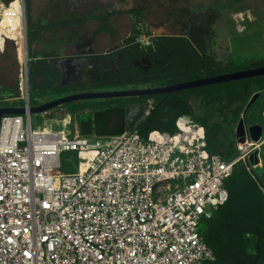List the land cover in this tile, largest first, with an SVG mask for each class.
<instances>
[{
	"label": "built area",
	"instance_id": "1",
	"mask_svg": "<svg viewBox=\"0 0 264 264\" xmlns=\"http://www.w3.org/2000/svg\"><path fill=\"white\" fill-rule=\"evenodd\" d=\"M151 41L147 34L137 40L141 47ZM24 93V114L0 116V264L214 260L199 226L226 202L234 165L256 160L261 139L246 131L236 157L209 156L191 114L178 118L174 133L153 131L147 139L135 126L85 137L70 113L33 125ZM66 152L78 154L74 173L62 171Z\"/></svg>",
	"mask_w": 264,
	"mask_h": 264
},
{
	"label": "trees",
	"instance_id": "2",
	"mask_svg": "<svg viewBox=\"0 0 264 264\" xmlns=\"http://www.w3.org/2000/svg\"><path fill=\"white\" fill-rule=\"evenodd\" d=\"M1 1L8 8L15 2ZM50 3L54 5L53 15L35 19L32 0H25L30 107L47 103L57 96L97 92L106 87L135 88L142 85L139 88H152L264 66V55L251 59L236 56L226 62L217 61L203 50L205 41L202 35L210 33V27L204 25L197 26L196 31L188 36H153L140 25V12L136 11L132 30L123 43L126 44L127 57H149L152 68L146 71L130 66L126 71L109 75L97 70L83 83L62 85L60 70L52 63L61 57L58 48L73 43L92 17L69 15L66 0L57 3L50 0ZM13 13L16 12H9ZM110 16L103 14L96 18L103 20L102 29L112 32L108 25ZM2 25L4 23L0 20V29ZM7 29L15 34L11 27ZM63 31L69 33L67 39L58 38ZM142 34L152 36L151 46H140L137 40ZM19 41L22 43V37ZM24 67V64L18 66L17 76L14 72L4 73V78L9 76V81L14 83L9 88H0L6 92V97L0 99V108L24 107V98L9 104L11 97L7 96L20 97L24 92ZM256 94H259L258 98L249 105ZM149 102H152L149 114L135 126L141 137L147 139L153 131L174 133L178 128V118L191 114L202 126L208 155H219L225 160L238 155L236 128L241 119L246 126L261 125L264 130V75L152 96L82 100L53 110L60 107L59 110L70 113L80 134L85 137L117 135L128 130L125 119L128 110L137 105L147 106ZM46 117L53 116L32 114L33 125H41ZM100 118L104 123L98 122ZM107 122L110 123L105 130L103 126L106 127ZM77 160L75 152L62 154V171L74 173L73 164ZM260 171V168H252L247 160L234 165L232 175L224 182L228 192L226 202L218 206L211 218L203 219L199 226L201 236L214 254V260L204 264H264V173Z\"/></svg>",
	"mask_w": 264,
	"mask_h": 264
},
{
	"label": "flooded vegetation",
	"instance_id": "3",
	"mask_svg": "<svg viewBox=\"0 0 264 264\" xmlns=\"http://www.w3.org/2000/svg\"><path fill=\"white\" fill-rule=\"evenodd\" d=\"M56 3L59 0H53ZM114 1V2H112ZM185 1L183 5H180ZM221 0H66V8L69 15H83L92 17L89 22H94L101 25L99 32L111 36H118L117 43L103 46V54L91 55L89 57L75 58L74 44L68 43L58 48L59 59L57 60L60 65L61 73L60 83L63 85L79 84L87 81L95 75L98 70L104 75L126 71L130 66L138 67L148 71L152 68V60L149 57H127L126 44L123 43L124 39L129 36L133 27V18L135 12H140V25L148 30L153 36L171 35L166 31L155 30L154 24L160 23L163 26L171 27L173 25L181 26L182 33L178 35L188 36L196 31L197 26L204 25L210 27V33L202 35L205 41L204 51L212 55L217 61H220L218 52L219 45L218 33L216 26L219 24L220 19L225 18V13L222 11L220 5ZM116 3V4H115ZM182 9V12L177 8ZM85 12L84 13V11ZM84 13V14H82ZM110 14L108 25L111 26L112 32L102 29L104 22L96 17ZM94 17V18H93ZM130 18L131 27L127 25L117 26L115 20H123L122 18ZM88 22V23H89ZM114 30V31H113ZM129 31V32H127ZM67 36H69V33ZM113 33V34H112ZM124 33H127L124 36ZM64 34V33H62ZM86 36L87 33L82 30L81 34L75 41ZM197 33L196 37H198ZM95 36V35H93ZM152 39V36L149 35ZM59 38V37H58ZM68 38V37H67ZM153 41V40H152ZM151 41V46L153 42ZM77 64L82 70V75L78 73Z\"/></svg>",
	"mask_w": 264,
	"mask_h": 264
},
{
	"label": "rangeland",
	"instance_id": "4",
	"mask_svg": "<svg viewBox=\"0 0 264 264\" xmlns=\"http://www.w3.org/2000/svg\"><path fill=\"white\" fill-rule=\"evenodd\" d=\"M41 0H32L34 7V17L38 19L39 11L37 4ZM185 1H182L180 5H183ZM221 10L228 11L225 13V18L219 20V24L216 26L218 33V52L220 61L226 62L236 56H243L249 59L260 57L264 55V0H221ZM37 8V9H35ZM14 10L13 14H9L10 11ZM178 11L182 12V9L177 8ZM87 12L86 9L84 13ZM82 13V14H84ZM69 14V13H68ZM0 20L4 23L0 29V88H9L13 81H9L10 77L4 78V73L14 72L17 76L18 66L25 63L23 55V46L20 43L19 38L22 37L23 33V20L22 18V3L21 0H15L12 8H8L4 2L0 0ZM7 27H11L15 30V34H11ZM166 31L169 34L178 35L182 33L183 28L181 26L173 25L171 27L163 26L160 23L154 24V29ZM62 33H65L64 31ZM141 86H114L106 87L98 92L105 91H121L129 89H141ZM6 92L0 89V99L5 96ZM72 95V94H70ZM11 97L9 104L23 99L25 93L23 92L20 97L10 94ZM68 96V95H67ZM61 98L60 96L54 97L53 100ZM52 101V100H51ZM12 107V106H6ZM60 109V107H59ZM53 110L52 114L60 117L64 110ZM264 117V112H263ZM103 118L98 119L101 122ZM245 124V123H244ZM246 126V125H245ZM248 127V126H247ZM58 127L57 129H60ZM95 137H105L106 135H93ZM261 145L256 150V160L253 161V157L249 162L252 168H260L261 173H264V131L261 138ZM252 152V150H251ZM257 163V164H255ZM255 165V166H254ZM260 173V174H261Z\"/></svg>",
	"mask_w": 264,
	"mask_h": 264
},
{
	"label": "water",
	"instance_id": "5",
	"mask_svg": "<svg viewBox=\"0 0 264 264\" xmlns=\"http://www.w3.org/2000/svg\"><path fill=\"white\" fill-rule=\"evenodd\" d=\"M15 3V2H14ZM13 3V4H14ZM22 3V12L24 15V38H23V55L25 58V67H27V39H26V20H25V0H21ZM13 4L10 8H12ZM54 65L60 68L59 62L54 60L52 62ZM24 67V68H25ZM81 66L77 64L78 73L82 75ZM61 69V68H60ZM61 73L63 71L61 70ZM264 75V66L257 67V68H249L243 70H237L233 72H228L216 76L211 77H202L194 80H188L177 84L172 85H164V86H156L152 88H144V89H129V90H121V91H105V92H80L75 93L72 95L64 96L47 103L41 104L39 106L30 107L29 112L31 114H44L51 112L58 106L65 105L68 103L82 101V100H93V99H110V98H117V97H130V96H152L161 93H170L179 90L185 89H192L201 86H207L217 83L241 80L246 78H252L256 76H263ZM62 84V83H60ZM63 85V84H62ZM26 94L27 99L29 101V91H28V79L25 82ZM259 94H256L250 101L249 105H251L257 98ZM144 105H137L130 108L126 115V122L127 128L131 129L136 126L140 121H142L145 117L144 114ZM25 106L24 107H2L0 108V116L4 114H11V115H20L25 113ZM248 132L251 139L254 141H259L263 136V127L261 125H253V126H245L244 120L241 119L237 128H236V136L240 142H243L244 135Z\"/></svg>",
	"mask_w": 264,
	"mask_h": 264
},
{
	"label": "crops",
	"instance_id": "6",
	"mask_svg": "<svg viewBox=\"0 0 264 264\" xmlns=\"http://www.w3.org/2000/svg\"><path fill=\"white\" fill-rule=\"evenodd\" d=\"M112 2H114V1H112ZM37 8H38L37 11H39L38 18L43 17L46 14H48L47 17H51V15H53L52 12L54 11V5L52 3H50V0H41L40 3L37 4ZM37 8H35V9H37ZM122 19H123L122 21L121 20H118V21L115 20V24H117V26H120V27H121V25H124V26L127 25V26H129L128 29H130V27H131L130 18L125 17ZM100 26L101 25L96 24L94 22H89L86 24L85 31H86L87 35L86 36L84 35L83 38H81L77 41L74 40L72 43V44H74L75 52L73 54H76L75 58L89 57L91 55L103 54V50H104L102 48L103 46H108L109 44H114V43H117L118 41H120L118 39V36H115V35L111 36V35H107L105 33H101L99 36H96V34L99 32ZM127 32H129V31H127ZM93 35H95V36H93ZM126 35H127V33H124V36H126ZM52 37H55V36H52ZM58 37H60L62 39H67L68 36H67V33H64ZM48 114L52 115L53 118H56V119L59 118L58 116H56L55 114H52L51 112ZM63 114H66V112H64ZM73 122L75 124H77L74 120H73ZM102 123H104V122H102ZM108 123H110V122H107L106 127H105V125L103 126L105 130L108 129V127H107Z\"/></svg>",
	"mask_w": 264,
	"mask_h": 264
},
{
	"label": "bare ground",
	"instance_id": "7",
	"mask_svg": "<svg viewBox=\"0 0 264 264\" xmlns=\"http://www.w3.org/2000/svg\"><path fill=\"white\" fill-rule=\"evenodd\" d=\"M22 18H23V12H22ZM23 38H24V20H23L22 46H23Z\"/></svg>",
	"mask_w": 264,
	"mask_h": 264
}]
</instances>
